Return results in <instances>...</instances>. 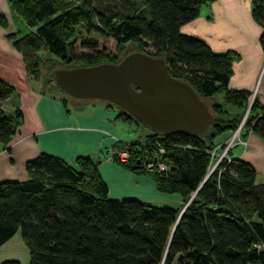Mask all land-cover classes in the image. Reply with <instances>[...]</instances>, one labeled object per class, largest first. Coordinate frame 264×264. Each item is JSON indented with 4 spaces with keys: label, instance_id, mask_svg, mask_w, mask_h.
<instances>
[{
    "label": "trees",
    "instance_id": "obj_1",
    "mask_svg": "<svg viewBox=\"0 0 264 264\" xmlns=\"http://www.w3.org/2000/svg\"><path fill=\"white\" fill-rule=\"evenodd\" d=\"M209 1L121 0L102 6L86 0H9L10 8L34 27L16 40L32 77L42 76L40 52L67 66L88 65L116 61L132 41L136 49L164 57L169 72L187 80L204 99L220 94L222 100L208 102L215 118L203 134L146 132L144 138L168 143L162 155L170 164L167 175L142 167L146 146L138 144L140 139L123 144L130 157L118 162L149 172L159 190L180 196L179 206L110 197L90 157L78 156L70 164L40 152L26 162L28 178L0 181V244L19 231L29 250L28 264H264V180L256 181L254 166L239 157L223 156L208 171L215 136L235 129L249 97L228 87L235 52H215L179 30ZM251 13L263 27L264 50V0H251ZM78 24L95 28L97 36L78 37ZM105 41L108 46H101ZM54 68L45 74L50 90H62L54 83ZM13 89L0 78V100ZM120 114L135 118L123 109ZM20 119V111L6 115L0 105L2 144L13 137ZM242 127L243 137L248 128L264 136V105L255 97ZM0 264L21 263L6 259Z\"/></svg>",
    "mask_w": 264,
    "mask_h": 264
},
{
    "label": "crops",
    "instance_id": "obj_2",
    "mask_svg": "<svg viewBox=\"0 0 264 264\" xmlns=\"http://www.w3.org/2000/svg\"><path fill=\"white\" fill-rule=\"evenodd\" d=\"M179 30L200 38L215 52H235L228 87L254 94L258 103L264 105V50L260 42L263 27L252 16L251 0H211L202 4L198 15L181 24ZM27 31L29 28L10 8L9 0H0V78L14 86L0 100V105L6 115L21 112L13 137L5 144L0 142V181L28 178L26 162L40 152L58 155L70 164H75L78 156H87L97 163L108 196L134 197L147 203L160 200L171 206L182 204L176 192L159 190L149 172L107 160V148L114 144L110 133L121 138L125 134L127 141L144 138L125 132L134 120L121 115L119 107L93 98L67 97L50 90L47 75L30 76L16 44ZM231 132L215 136V148ZM243 138L246 143L232 145L228 156L252 164L256 169L255 180L260 182L264 180V136L248 132ZM16 233L1 243L0 249ZM6 259L28 264L29 254L25 250L21 253L20 249L12 254L0 251V262Z\"/></svg>",
    "mask_w": 264,
    "mask_h": 264
},
{
    "label": "water",
    "instance_id": "obj_3",
    "mask_svg": "<svg viewBox=\"0 0 264 264\" xmlns=\"http://www.w3.org/2000/svg\"><path fill=\"white\" fill-rule=\"evenodd\" d=\"M53 79L66 95L116 104L155 132L199 135L215 118L198 91L169 72L164 57L138 49L116 61L55 67Z\"/></svg>",
    "mask_w": 264,
    "mask_h": 264
},
{
    "label": "rangeland",
    "instance_id": "obj_4",
    "mask_svg": "<svg viewBox=\"0 0 264 264\" xmlns=\"http://www.w3.org/2000/svg\"><path fill=\"white\" fill-rule=\"evenodd\" d=\"M72 1L80 2L82 0H72ZM86 1L90 5H95V4L98 5V4H100L102 6L103 5L104 6H106V5H111V6H115L116 5L117 6L119 4V2H121V0H86ZM136 1H138V3L141 4V0H136ZM26 26L29 28V31L32 28H34L33 26H29L27 24H26ZM27 32H24V33H27ZM75 32H76V35L78 37H80V38H84L86 36H97V30L95 28H93V27H87L85 24H78L77 27H76V31ZM101 46H108V42L107 41L103 42V44H101ZM136 48H137V45L134 42L128 41L127 43H125L124 49H123L122 53L128 52L129 50H133V49H136ZM147 50L152 51V52L154 51L150 46L147 47ZM83 53H86L87 54V53H90V52L85 51ZM68 63L69 62H63V61L59 60L58 58H56L55 56H53L52 54H50V52H48V51L40 52L39 70L42 73V75H44V74H48L49 75V72L51 71V69L53 67H63V66H67ZM58 92L64 93L62 90H58ZM67 97H71V96L68 95ZM221 97L222 96L220 94H216V95H213V96L206 97L205 100L207 102L211 103L214 100L215 101H220L222 99ZM71 98H73V97H71ZM98 100L99 101H102V102L103 101L105 102V100H102V99H98ZM248 101H249V97H248ZM248 104H249V102H248ZM114 105L117 106V107H120V106H118L116 104H114ZM243 114L244 115L245 114L247 115V113H245V112ZM133 120H134L133 121L134 123L132 122V124L129 125V131H125L127 134H130L131 137H136V136H140L141 137V136H144V134L146 132H150L151 129L148 126H146L145 124H143L140 120H138L136 118H134ZM244 120L245 119H242V118L240 119L239 125H241V127L238 130V133L237 134L234 135V133H235L234 130L237 127L236 126L235 129L230 133L229 137L225 140V142L221 143L216 149H215V147L213 148V149H215L216 152H215V154L212 157V163L210 164L211 166L212 165H215L216 166L217 163L215 164V162L217 160V157H219V155L221 154L222 150L225 148V143L229 140V138L231 136L234 135L233 141H235L236 143L245 144V142H242V141H244V138L242 136L243 131H244V127H242ZM124 137H125V134L122 135V139L126 140ZM131 142H136V141H131ZM143 147H145V146H143ZM146 148H147V146H146ZM227 157H229L228 154H227ZM210 167H209V170L208 171L212 170V169H210ZM155 202H157V203H151V204H162L160 200L155 201ZM1 247L2 248L0 249V251L3 254H12L13 252H16V249L17 250L20 249L21 250V253L22 252L24 253V250H25V252H27V254H29V250H28L25 242L23 241V239H22L19 231L15 234L13 240L10 243L3 244V246H1ZM16 256H18V255H16Z\"/></svg>",
    "mask_w": 264,
    "mask_h": 264
},
{
    "label": "built area",
    "instance_id": "obj_5",
    "mask_svg": "<svg viewBox=\"0 0 264 264\" xmlns=\"http://www.w3.org/2000/svg\"><path fill=\"white\" fill-rule=\"evenodd\" d=\"M254 99V94L249 96V103L251 104ZM246 115V114H245ZM243 114L242 119H245ZM241 125H237L236 129L234 130V135L238 133ZM251 132L250 128L247 129V133ZM234 135L229 138V140L225 143V148L222 150L219 157L215 162L218 163L223 156H227V150L234 145L236 142L233 141ZM110 136L114 139V144L107 148V160L108 161H127L130 157V152L127 148L123 146L126 144L127 140L121 139V137L116 136L114 133H110ZM245 142L246 141H242ZM140 145H146L147 148L143 150L142 158H141V165L145 170L156 172L160 175H167L170 169V164L162 157L165 153L168 143L161 141L160 139L155 138H143L139 140ZM184 147H190L189 144L183 145ZM137 148V147H136ZM135 148V149H136ZM216 149V148H215ZM215 149L210 150V153L213 157L215 154ZM211 166V165H210ZM215 165H212L210 169H212Z\"/></svg>",
    "mask_w": 264,
    "mask_h": 264
},
{
    "label": "bare ground",
    "instance_id": "obj_6",
    "mask_svg": "<svg viewBox=\"0 0 264 264\" xmlns=\"http://www.w3.org/2000/svg\"><path fill=\"white\" fill-rule=\"evenodd\" d=\"M144 146H146V145H144ZM146 149V148H145Z\"/></svg>",
    "mask_w": 264,
    "mask_h": 264
}]
</instances>
